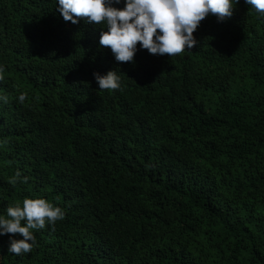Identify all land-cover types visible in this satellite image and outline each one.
I'll use <instances>...</instances> for the list:
<instances>
[{"label":"trees","instance_id":"trees-1","mask_svg":"<svg viewBox=\"0 0 264 264\" xmlns=\"http://www.w3.org/2000/svg\"><path fill=\"white\" fill-rule=\"evenodd\" d=\"M232 6L192 49L119 63L55 0H0V214L64 212L30 253L0 236V264H264V15Z\"/></svg>","mask_w":264,"mask_h":264},{"label":"clouds","instance_id":"clouds-1","mask_svg":"<svg viewBox=\"0 0 264 264\" xmlns=\"http://www.w3.org/2000/svg\"><path fill=\"white\" fill-rule=\"evenodd\" d=\"M244 2L264 15V0ZM55 5L65 22L77 24L85 18L86 23L99 25V45L109 48L119 63L134 62L138 43L140 49L160 56L173 57L192 49L199 43L193 33L206 16L215 15L218 22H223L233 11L232 0H55ZM93 75L100 90L121 87V77L115 70ZM26 98L27 94L20 92L17 100L23 104ZM0 102L7 103V97L0 95ZM10 183L15 184L16 180ZM63 219L59 206L42 197H26L0 214V236L20 234L22 239L10 236L7 248L9 254L20 256L35 246L34 230Z\"/></svg>","mask_w":264,"mask_h":264}]
</instances>
